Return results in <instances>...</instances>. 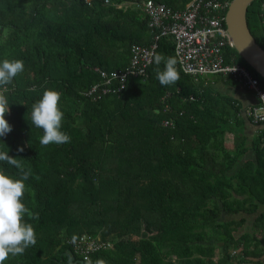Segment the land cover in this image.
I'll use <instances>...</instances> for the list:
<instances>
[{
	"label": "trees",
	"instance_id": "trees-1",
	"mask_svg": "<svg viewBox=\"0 0 264 264\" xmlns=\"http://www.w3.org/2000/svg\"><path fill=\"white\" fill-rule=\"evenodd\" d=\"M123 1L0 0V62L25 65L3 92L13 131L0 138V151L31 170L22 201L39 215L25 217L36 245L5 264H69L68 250L88 264L73 250L83 235L110 245L90 255L92 264H264V122L248 143L245 108L216 88L237 83L194 79L176 65L179 80L164 87L153 59L120 93L87 95L102 85L99 72L124 70L131 47L152 42L147 17ZM154 1L181 10L191 0ZM263 3L248 7L246 21L264 50ZM157 54L175 58L169 36ZM224 55L264 91V79L234 49ZM45 90L61 93L70 143L40 144L31 109ZM0 171L21 177L7 162Z\"/></svg>",
	"mask_w": 264,
	"mask_h": 264
},
{
	"label": "built area",
	"instance_id": "built-area-1",
	"mask_svg": "<svg viewBox=\"0 0 264 264\" xmlns=\"http://www.w3.org/2000/svg\"><path fill=\"white\" fill-rule=\"evenodd\" d=\"M87 3L90 0H85ZM107 3V1H105ZM230 2V1H229ZM227 0H191L181 10H174L154 0H124L123 4H136L148 19L152 33V42L148 46L133 45L130 49L128 66L124 70L110 73L99 72L102 85H93L87 92L93 100L100 99L111 92L123 90L126 77L146 76L152 64L158 40L169 36L174 44L176 65L184 74L193 77L220 75L229 77L242 88L250 92L255 103L244 111V115L253 125L264 122V96L259 81L243 66L226 62L224 50L233 49L225 27ZM114 83L118 86L111 90ZM167 108V107H166ZM170 120H164V127L171 126ZM110 247L97 238L81 236L73 245L74 252L88 263L90 255L98 250Z\"/></svg>",
	"mask_w": 264,
	"mask_h": 264
},
{
	"label": "clouds",
	"instance_id": "clouds-1",
	"mask_svg": "<svg viewBox=\"0 0 264 264\" xmlns=\"http://www.w3.org/2000/svg\"><path fill=\"white\" fill-rule=\"evenodd\" d=\"M154 63L157 66L156 74L160 84L164 87L175 84L179 78V71L176 68L177 61L173 57H164L157 54L154 56ZM164 63V69L160 70L159 65ZM25 71L23 60L4 59L0 62V138L6 137L13 131L12 126L5 119L10 113V106L7 97L3 92L9 91L8 85H12L14 78ZM260 99L264 101V96ZM61 93L54 90H45L42 97L32 105L31 123L38 129L43 130L40 144L62 145L71 142V137L62 131L64 113L60 108ZM23 152V148L18 149ZM0 162H7L20 170L21 177L13 178L0 171V264L17 255H23L29 247L37 243L36 233L32 224L28 223L25 217L39 219L38 214H33L26 207L22 198L25 196L27 181L31 170H25L23 164L17 158L9 155L8 151H0ZM88 264H92L89 260ZM95 264H105L100 259Z\"/></svg>",
	"mask_w": 264,
	"mask_h": 264
},
{
	"label": "water",
	"instance_id": "water-1",
	"mask_svg": "<svg viewBox=\"0 0 264 264\" xmlns=\"http://www.w3.org/2000/svg\"><path fill=\"white\" fill-rule=\"evenodd\" d=\"M255 0H231L225 13V27L227 35L237 54L264 79V50L256 43L246 21L248 7ZM69 264H77L70 251Z\"/></svg>",
	"mask_w": 264,
	"mask_h": 264
},
{
	"label": "crops",
	"instance_id": "crops-1",
	"mask_svg": "<svg viewBox=\"0 0 264 264\" xmlns=\"http://www.w3.org/2000/svg\"><path fill=\"white\" fill-rule=\"evenodd\" d=\"M262 9L264 17V3L262 5ZM216 88L222 93L231 96L232 99H234L239 105L245 108L244 111L255 103L253 95L244 88H242L239 84H233L230 86H223L222 84H217ZM244 111L242 112V116L244 118L243 133L247 136L249 143L251 139H253V137L256 135L259 128L256 125L250 123L249 119L245 117ZM251 155L252 154L250 152L248 154V157H251ZM261 211H264V206L259 209V212Z\"/></svg>",
	"mask_w": 264,
	"mask_h": 264
},
{
	"label": "rangeland",
	"instance_id": "rangeland-1",
	"mask_svg": "<svg viewBox=\"0 0 264 264\" xmlns=\"http://www.w3.org/2000/svg\"><path fill=\"white\" fill-rule=\"evenodd\" d=\"M247 224V223H246ZM248 225V224H247Z\"/></svg>",
	"mask_w": 264,
	"mask_h": 264
}]
</instances>
